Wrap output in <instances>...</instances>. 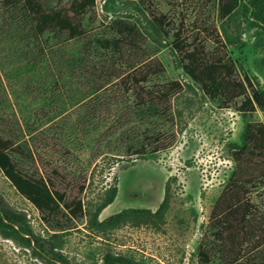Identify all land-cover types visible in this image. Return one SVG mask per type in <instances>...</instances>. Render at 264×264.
<instances>
[{
	"label": "rangeland",
	"instance_id": "1",
	"mask_svg": "<svg viewBox=\"0 0 264 264\" xmlns=\"http://www.w3.org/2000/svg\"><path fill=\"white\" fill-rule=\"evenodd\" d=\"M25 2L0 3V138L12 143L18 171L62 200L42 211L2 171L0 195L34 233L74 264H100L107 253L143 264H264V157L237 152L246 125L264 123L263 110L242 107L254 88L264 92V7L35 0L45 14L67 16L73 37L53 26L37 34ZM192 52L232 66L219 92L185 73ZM224 192L230 230L214 215ZM125 209L133 211L107 222ZM0 264L45 263L0 235Z\"/></svg>",
	"mask_w": 264,
	"mask_h": 264
},
{
	"label": "trees",
	"instance_id": "2",
	"mask_svg": "<svg viewBox=\"0 0 264 264\" xmlns=\"http://www.w3.org/2000/svg\"><path fill=\"white\" fill-rule=\"evenodd\" d=\"M12 0H0V3H10ZM257 7H264V0H251ZM94 2V0H92ZM81 9L86 8V4L80 5ZM235 6L230 3L223 6V15L228 16L231 14ZM25 8L30 11H34L37 15L36 31L37 34H44L47 28L53 26L55 28H60L61 30H67L73 37L77 36V30L73 23L67 16H63L60 13H49L45 14L42 12V7L40 4L36 3L35 0H26ZM32 13V12H31ZM35 19V18H34ZM190 60L189 64L183 65L185 73L191 77L195 82L199 83L203 90L212 94V92H219V86L221 83L226 81V78L231 77L234 74V69L231 65L226 63H213L206 65L203 60L197 55L196 52L188 55ZM246 81L248 85L252 87L251 81L246 76ZM227 82V81H226ZM224 87V84H223ZM236 89H244L243 83H236ZM239 87V88H237ZM243 92L235 94L234 97L242 96ZM242 107H247L249 110H255L256 107L264 111V92L253 89L251 97H248L243 103ZM243 146L237 151L238 155H243L248 153L252 157H264V123H248L244 130L243 135ZM12 143L10 140H4L0 138V171L4 173L11 184L16 188V190L24 195L30 200L38 209L40 210H51L54 211L59 208L60 201L62 200L60 194L49 189L45 184L34 182L27 178L18 171L16 164L13 162L10 154L12 149ZM145 155L146 152H137V155ZM243 156H235L237 161ZM235 173L232 176L234 178ZM117 182V178H116ZM233 187V186H231ZM169 192V182L166 186V198ZM225 192L218 201L215 212L222 217V225L224 229L230 230L231 224H229L227 217L231 214L232 208L223 206L221 203L225 199ZM118 195V185L115 183L107 189V194L100 206L96 208L93 212L91 218V224L94 227L101 225L99 222V216L104 209L109 207L114 203ZM232 207V206H231ZM133 210L125 209L122 212L111 216L107 222H113L117 219L123 217L124 214L130 213ZM139 212L141 210H134ZM249 215L243 216L240 220L241 224L245 225L247 222L245 219H250ZM246 222V223H245ZM249 226L243 229V232L247 231ZM0 235L5 239H10L15 241L21 247H24L32 252L35 258L42 260L45 264H74L72 263L67 255L56 249V246L50 241L37 235L32 230L27 214L12 208L5 199L0 195ZM92 264H99L98 262H93ZM100 264H143L129 256L121 254L107 253L102 258Z\"/></svg>",
	"mask_w": 264,
	"mask_h": 264
}]
</instances>
